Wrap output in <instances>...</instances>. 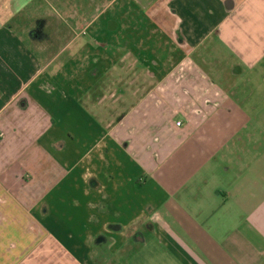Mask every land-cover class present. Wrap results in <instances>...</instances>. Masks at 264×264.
<instances>
[{"label": "crops", "instance_id": "1", "mask_svg": "<svg viewBox=\"0 0 264 264\" xmlns=\"http://www.w3.org/2000/svg\"><path fill=\"white\" fill-rule=\"evenodd\" d=\"M19 1L0 0V264L13 234L19 264H264V0H110V40L84 42L92 22L34 29Z\"/></svg>", "mask_w": 264, "mask_h": 264}, {"label": "rangeland", "instance_id": "2", "mask_svg": "<svg viewBox=\"0 0 264 264\" xmlns=\"http://www.w3.org/2000/svg\"><path fill=\"white\" fill-rule=\"evenodd\" d=\"M123 2H125V0H118L116 1L115 6L117 7L122 5ZM18 4L23 10V13H21V15L18 17V20L21 21L20 23L24 24L25 26H33L35 24V29L39 24H45L46 17L44 16L51 15L53 17V22L56 19V21L58 20L60 23L61 20H65L67 23L73 24L75 20L74 18H76L77 23L80 21L85 23L92 22L86 32L84 30L76 32L77 35H80V38H78L80 41L84 42L88 38L102 40L103 36L110 35V32L103 30L106 21L110 20V0H24V2L19 1ZM94 8H97V13L94 12ZM85 23L84 27L86 26ZM107 39L110 40V36ZM148 49L150 50V48ZM101 50L103 51V49H100V51ZM156 50L157 59L161 60L165 59L167 53L171 49L169 47H163L162 49L157 48ZM123 54L124 49L120 47L115 49L110 48V72L111 77L114 76L115 78V80L110 81L112 87H119V84L122 83L121 80L124 77V66L121 58ZM114 83L115 85H113ZM132 104H134V102H132ZM120 115L121 114H119V116ZM179 117L182 118V116ZM104 133L110 137L109 131ZM16 237L17 235L13 234L12 239L1 240L4 251H7V253L3 254V264H14L15 262H18L17 264L21 263V261L19 262L18 260L21 258V256L18 258L16 257L17 259L14 261H11V259L12 257L15 258L17 254L16 248L20 250H25L27 248L26 244L28 241H25L24 245L19 246L18 243L21 242L18 241V239H15ZM10 243L14 244L13 248H11ZM12 254L14 255L7 258V255L10 256Z\"/></svg>", "mask_w": 264, "mask_h": 264}, {"label": "built area", "instance_id": "3", "mask_svg": "<svg viewBox=\"0 0 264 264\" xmlns=\"http://www.w3.org/2000/svg\"><path fill=\"white\" fill-rule=\"evenodd\" d=\"M177 127H179L180 125H181V122L179 121V122H176V124H175Z\"/></svg>", "mask_w": 264, "mask_h": 264}]
</instances>
